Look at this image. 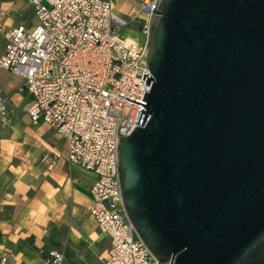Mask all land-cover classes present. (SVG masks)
<instances>
[{"label": "water", "instance_id": "95a60500", "mask_svg": "<svg viewBox=\"0 0 264 264\" xmlns=\"http://www.w3.org/2000/svg\"><path fill=\"white\" fill-rule=\"evenodd\" d=\"M123 199L163 264H264V0H162Z\"/></svg>", "mask_w": 264, "mask_h": 264}, {"label": "built area", "instance_id": "2783aa9c", "mask_svg": "<svg viewBox=\"0 0 264 264\" xmlns=\"http://www.w3.org/2000/svg\"><path fill=\"white\" fill-rule=\"evenodd\" d=\"M161 1L140 0V43L122 34L133 20L118 15L111 0H29L35 25L8 32L0 56V68L21 77V91L32 97L31 120L62 135L68 161L96 175L90 214L110 239L103 264H163L129 218L119 170L120 141L145 117L148 42ZM0 113L9 122L4 100ZM40 253L38 264H66L63 249ZM0 264L11 263L3 256Z\"/></svg>", "mask_w": 264, "mask_h": 264}, {"label": "crops", "instance_id": "0c3cea01", "mask_svg": "<svg viewBox=\"0 0 264 264\" xmlns=\"http://www.w3.org/2000/svg\"><path fill=\"white\" fill-rule=\"evenodd\" d=\"M111 1L118 15L133 20L127 28L138 23L141 34L140 0ZM0 23L1 56L8 32L35 25L29 0H0ZM22 85L21 77L0 68V100L9 118L5 122L0 113V258L38 264L42 248H59L66 252V264H103L110 239L90 214L96 175L68 161L62 135L31 120L32 97ZM89 216L92 228L84 224Z\"/></svg>", "mask_w": 264, "mask_h": 264}, {"label": "rangeland", "instance_id": "374dc122", "mask_svg": "<svg viewBox=\"0 0 264 264\" xmlns=\"http://www.w3.org/2000/svg\"><path fill=\"white\" fill-rule=\"evenodd\" d=\"M138 25H139L138 23H135V25L133 27H131L134 29H130V28L125 27L121 32L126 38L134 39V37H136V40L139 41L142 38V36L140 34ZM84 224H85L86 228H92L94 226V220H92V218L89 216L86 219V221L84 222Z\"/></svg>", "mask_w": 264, "mask_h": 264}]
</instances>
